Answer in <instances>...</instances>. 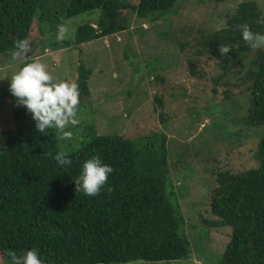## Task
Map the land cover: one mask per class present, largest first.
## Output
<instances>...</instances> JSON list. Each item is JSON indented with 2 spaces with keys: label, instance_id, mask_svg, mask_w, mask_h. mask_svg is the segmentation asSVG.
I'll return each instance as SVG.
<instances>
[{
  "label": "trees",
  "instance_id": "1",
  "mask_svg": "<svg viewBox=\"0 0 264 264\" xmlns=\"http://www.w3.org/2000/svg\"><path fill=\"white\" fill-rule=\"evenodd\" d=\"M176 1L139 0L130 6L127 0H0V57L20 56L36 24L45 47L61 51L76 46L81 53L85 45L125 31L124 13L143 19L170 10ZM51 6L61 8L65 18L94 11L100 16L80 26L72 41L46 44L39 24L47 19ZM263 7L254 0L239 3L225 16V26L201 36L198 45L200 54L216 53L222 63L223 72L213 80L215 85L228 89L231 85L224 75L237 68L242 70L235 74L244 71L240 81L248 84L250 92L245 124L264 129V48L259 47L264 45ZM250 53L253 58L245 67L243 61ZM31 66L26 61L21 74ZM75 73L68 85L67 116L90 94L91 70L80 63ZM230 95L229 89L224 90L225 100ZM162 98H166L165 91L154 95L153 103L164 122L169 116ZM56 111L48 94L28 96L18 104L15 118L18 122L29 117L47 121L46 134L35 137L0 130V255L4 264L187 260L189 243L179 234L182 221L170 203L173 184L164 139L155 147L161 138L157 132L135 140L93 135L77 151L62 156L54 131L64 121L54 116ZM149 137L150 146L143 149L145 159H140L144 144L139 140ZM255 157L257 168L216 175L217 187L209 205L215 221L210 227L231 230L219 264H264V132Z\"/></svg>",
  "mask_w": 264,
  "mask_h": 264
},
{
  "label": "rangeland",
  "instance_id": "2",
  "mask_svg": "<svg viewBox=\"0 0 264 264\" xmlns=\"http://www.w3.org/2000/svg\"><path fill=\"white\" fill-rule=\"evenodd\" d=\"M138 1L127 0L130 6ZM243 1L177 0L170 10L143 19L126 12L125 31L93 41L81 53L76 46L61 51L45 47L36 24L20 56L0 57V130L45 135L47 121L29 117L18 122L15 113L28 96L48 94L57 108L54 116H62L64 121L54 131L62 156L77 151L93 135L135 140L157 132L161 138L155 147L164 139L173 184L170 203L182 221L179 234L187 239L191 255L180 262L128 264L220 263L231 230L210 227L215 221L209 205L217 187L216 175L257 168L255 154L264 129L245 124L250 92L248 84L240 81L244 71L235 74L242 70L237 68L224 75V81L231 85L230 98L225 100L224 90L228 89L213 82L223 72L222 63L216 53L200 54L198 40L222 29L225 16ZM254 1L263 7V0ZM47 13V19L39 24L46 44L72 41L80 26L100 16L94 11L65 18L61 8L52 6ZM259 47L263 49L264 45ZM252 58L253 53L246 55L243 63ZM26 61L32 66L23 75L21 66ZM80 63L92 72L90 94L67 116L68 85ZM164 91L166 98L162 101L169 117L163 122L161 110L154 109L153 97ZM140 141L144 147L139 158L145 159L143 149L152 140ZM0 264H4L1 255Z\"/></svg>",
  "mask_w": 264,
  "mask_h": 264
}]
</instances>
